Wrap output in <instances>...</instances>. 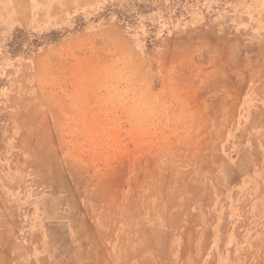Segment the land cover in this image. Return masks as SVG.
Here are the masks:
<instances>
[{"label":"rangeland","instance_id":"374dc122","mask_svg":"<svg viewBox=\"0 0 264 264\" xmlns=\"http://www.w3.org/2000/svg\"><path fill=\"white\" fill-rule=\"evenodd\" d=\"M0 264H264V0H0Z\"/></svg>","mask_w":264,"mask_h":264}]
</instances>
